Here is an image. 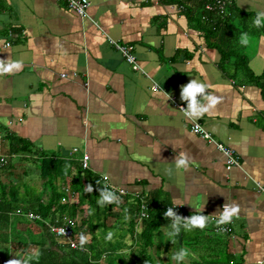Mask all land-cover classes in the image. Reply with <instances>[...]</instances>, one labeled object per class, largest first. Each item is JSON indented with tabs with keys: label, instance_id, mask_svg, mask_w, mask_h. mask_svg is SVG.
I'll return each mask as SVG.
<instances>
[{
	"label": "crops",
	"instance_id": "obj_1",
	"mask_svg": "<svg viewBox=\"0 0 264 264\" xmlns=\"http://www.w3.org/2000/svg\"><path fill=\"white\" fill-rule=\"evenodd\" d=\"M89 2L88 17H81L61 0H0V157L8 160L0 166V202L33 211L48 205L55 191L64 196L77 175L73 165L81 166L88 153L85 173L125 191L117 195L121 205L142 196L180 218L162 222L148 248L151 264H264V193L257 186H264V91L251 76L264 75V25L251 26L248 43L238 46L248 72L231 68L223 33L208 37L182 5ZM234 4V15L264 13V0ZM113 42L134 46L138 70ZM17 61L22 67L11 69ZM193 81L208 85L195 94L202 107L210 96L219 98L195 118L185 115L193 97H182ZM196 122L234 149L241 167L228 170L222 151L192 131ZM20 143L29 150L16 151ZM181 154L188 167L177 170ZM46 158L72 164L69 176L45 177ZM225 206L239 210L232 234L214 231ZM194 215L207 217L204 229L191 224ZM129 221L130 214H120L94 230L79 225L78 241L84 236L87 242L75 250L119 245L116 254L127 261L131 249L138 255L143 231L132 243ZM174 223L175 243L167 236ZM68 246L23 215L6 220L0 214V264H62ZM181 249L188 255L173 259Z\"/></svg>",
	"mask_w": 264,
	"mask_h": 264
},
{
	"label": "trees",
	"instance_id": "obj_2",
	"mask_svg": "<svg viewBox=\"0 0 264 264\" xmlns=\"http://www.w3.org/2000/svg\"><path fill=\"white\" fill-rule=\"evenodd\" d=\"M161 1L167 4H179L184 6L188 17L192 21H196L197 24H201L202 26H200L205 29L208 37L209 35L222 32L224 36V56L227 54V58L231 60V68H240L242 66H245V70L251 72L248 68V63L246 62L247 58L238 54V46L239 44H241V38L244 35L250 33V27L254 25V14L249 12H241L239 15H234L233 9H236V6L234 4L230 8L231 11L233 10L232 12H230V15H226L224 17L218 16L216 13L209 12L206 9V4L213 0ZM236 20L238 24H235ZM225 28L227 30V33L222 31ZM234 59L237 60L235 61ZM251 76L252 80L259 86H261L264 91V75L256 77L252 74ZM17 146L18 147L16 151L22 152L29 150V145L27 144L20 143L17 144ZM42 166L43 175L51 180H55L58 176L63 178L69 176L68 170L70 169L72 164L62 162L61 160H56L53 158H46L42 162ZM73 166L77 170V175L74 181L69 185V187L75 192V196L72 198L73 200L70 199L69 202L63 203L61 201L63 194L58 191H55L54 198L48 205L38 204L36 208H31L34 209V211L30 210L29 208L27 209L26 207H23L21 209V207L13 206L11 203L1 201L3 203L0 202V214L5 216L7 220L10 214L14 212H16L17 214L18 210H22L23 212L33 211L43 216L45 219L49 220L54 225L62 224L65 218L76 219L78 218V215L81 214V218L79 219L80 225L82 227L88 225V227H90L92 230L102 227L104 225V220H110V218L113 219L115 217L118 218L120 214L121 217L123 216L126 218L127 215L130 214V221L128 222L129 227L127 232H129L131 236L135 238L136 224L140 214V201H137V199L134 201H129V199H125L129 201H126L125 205H121L122 203L118 201L108 203L103 207L99 206L97 204V201L100 199V192L105 188L109 191L112 190L109 188V186L105 184L103 178L91 177L89 174L85 173L86 169L82 167V164L81 166H79L78 164H75ZM89 184L93 186V191L91 193L86 191V187ZM115 195L117 196L118 194L115 193ZM149 200L148 202L151 204L149 209V217L143 220V231L138 234V255H136L135 249H131V254L128 255V260L125 261L123 258L124 256L116 254V252L118 251V249H120L121 246H114L113 244H111L108 249H103V252L100 250V252L96 253L91 248L89 250L90 252H87L77 251L68 246L67 248L70 249V251L67 252L69 259H67V261H63L62 264H92V262H99V260L101 264H119L118 261H122L123 264H140L141 262H144L145 264H151L152 256L150 255L148 248L154 246L156 232L161 227L162 222L164 221L166 216L164 215L161 206H159L158 204H152L151 202L154 201L152 200L150 202ZM113 209H115V211H113ZM30 221L41 225V227L45 231H47L49 235L55 237L50 231V229L43 222L33 220ZM100 222L103 224H101ZM181 222L183 223V225L180 228H182L181 231H183V229L185 230L188 225L186 220H184L183 218ZM57 246L61 248L60 244H58ZM104 252L107 253L106 260L101 261V257Z\"/></svg>",
	"mask_w": 264,
	"mask_h": 264
},
{
	"label": "built area",
	"instance_id": "obj_3",
	"mask_svg": "<svg viewBox=\"0 0 264 264\" xmlns=\"http://www.w3.org/2000/svg\"><path fill=\"white\" fill-rule=\"evenodd\" d=\"M67 3L68 7L76 12L81 17H88V9L90 7L89 0H61ZM235 0H213L206 4V9L209 12L216 13L218 16H226L230 15V8L234 5ZM118 49V51L124 56L126 61L134 68V70H138L139 64L137 62V57L134 53V46L130 44H124V43H118L113 42ZM9 45V44H8ZM63 77H66V74L62 75ZM183 108V107H182ZM192 131L201 136L202 138L206 139L208 142L214 144L217 146L219 150L222 151V153L226 157V168L228 170H231L235 167H241V160L237 152L232 149L231 147L221 143L218 141L212 134H210L200 123L193 124ZM77 151V149H75ZM90 156L88 153H84L81 164L84 169H89ZM7 163V158L5 156L0 157V166H4ZM104 180H107L104 178ZM258 190L260 192L264 193V186L261 184H257ZM112 188V192L116 194H125V191L118 190L114 187ZM75 196V192L70 188L66 187L64 189V196L62 197V202L66 203L69 202V200H73L72 198ZM140 196V195H139ZM141 200L140 202V214L139 218L136 224V232L141 230V225L143 220L147 219L149 217V209L150 205L147 202L144 197L142 196L138 198ZM225 209H228V206L224 207ZM17 214L23 215L29 220L33 221H40L43 222L52 232V234L62 240L63 242L67 243L72 249H79L81 248L80 242L78 241V233L77 229L79 227L80 220L79 218L73 219V218H65L63 223L60 225H54L49 220L45 219L43 216H41L38 213H35L33 211L29 212H23L22 210H18ZM220 219V216L216 219V222ZM214 231L216 233H223V234H232L233 233V226H232V220L230 223L222 224V225H216L214 228Z\"/></svg>",
	"mask_w": 264,
	"mask_h": 264
},
{
	"label": "clouds",
	"instance_id": "obj_4",
	"mask_svg": "<svg viewBox=\"0 0 264 264\" xmlns=\"http://www.w3.org/2000/svg\"><path fill=\"white\" fill-rule=\"evenodd\" d=\"M253 23L257 27H261L264 25V13H258L257 17L253 20ZM241 44H247L248 43V37L245 35L241 38ZM22 67L21 62L17 61L11 65V69L19 70ZM10 70V69H9ZM208 85L199 81H193L182 88V97L188 98L189 96L193 97V103L189 106L191 111H186L185 115L188 116H198L205 111H208L210 108L214 107L217 103H219V98L215 95L210 96V104L208 108H204L195 99V94L199 92H203L204 88ZM175 169L179 170L182 168L188 167L187 158L181 154L175 161ZM171 175V173H169ZM86 191L91 193L93 191V186L89 184L86 187ZM119 198L115 195L114 192L107 190L106 188L100 192V199L97 201V204L101 207L105 206L108 203L118 202ZM238 208H230L225 209V211L220 215V219L217 221L218 225L230 223L232 220V217L238 213ZM166 217H175L176 223H179L180 218L176 216V213L173 211V208H168L167 211L164 213ZM191 224L197 226L200 229H204L206 227L207 217L203 215H194L190 218ZM178 231V228L176 227V224L170 225V230L167 232V236L169 239H172L173 243H175V237L176 232ZM112 233L108 234V239H111ZM86 238L84 236H81L80 238V245L83 246L86 243ZM188 255V252L185 249H181L179 253H174L172 256L173 259H183L185 256ZM13 264H23L22 261L16 260L13 261Z\"/></svg>",
	"mask_w": 264,
	"mask_h": 264
},
{
	"label": "rangeland",
	"instance_id": "obj_5",
	"mask_svg": "<svg viewBox=\"0 0 264 264\" xmlns=\"http://www.w3.org/2000/svg\"><path fill=\"white\" fill-rule=\"evenodd\" d=\"M128 226V225H127ZM128 238V237H127ZM129 240V239H128ZM133 241L135 242V239L133 238V240H132V243H133Z\"/></svg>",
	"mask_w": 264,
	"mask_h": 264
}]
</instances>
